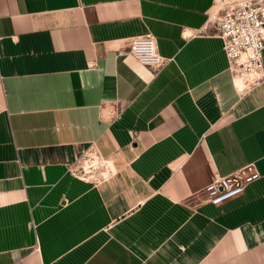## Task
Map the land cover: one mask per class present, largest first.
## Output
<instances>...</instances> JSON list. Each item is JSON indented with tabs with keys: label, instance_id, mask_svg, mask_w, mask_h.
Segmentation results:
<instances>
[{
	"label": "crops",
	"instance_id": "1",
	"mask_svg": "<svg viewBox=\"0 0 264 264\" xmlns=\"http://www.w3.org/2000/svg\"><path fill=\"white\" fill-rule=\"evenodd\" d=\"M215 8L0 0V264H264V83L235 87ZM147 35L156 72L129 52ZM91 146L102 181L68 171ZM250 163L241 196L203 202Z\"/></svg>",
	"mask_w": 264,
	"mask_h": 264
},
{
	"label": "built area",
	"instance_id": "2",
	"mask_svg": "<svg viewBox=\"0 0 264 264\" xmlns=\"http://www.w3.org/2000/svg\"><path fill=\"white\" fill-rule=\"evenodd\" d=\"M215 10L208 15L207 26L215 29L222 39L223 52L229 71L238 91H247L264 83V0H213ZM130 54L143 66L153 72L159 71L167 62L157 52L155 39L151 35L133 40ZM237 81L240 85H237ZM101 162L94 148L89 147L84 155L72 163L68 171L79 179L88 180L92 170L82 166V160ZM105 163L102 181L110 175V167ZM104 165V164H102ZM90 166V167H91ZM97 168V167H95ZM260 178L255 164H247L227 176H215L202 191L203 202L213 206L241 196L247 186Z\"/></svg>",
	"mask_w": 264,
	"mask_h": 264
},
{
	"label": "rangeland",
	"instance_id": "3",
	"mask_svg": "<svg viewBox=\"0 0 264 264\" xmlns=\"http://www.w3.org/2000/svg\"><path fill=\"white\" fill-rule=\"evenodd\" d=\"M238 85V83H237ZM82 166L84 169L86 170H92L90 172V176H89V179L90 180H100V177H101V173L104 172V166H105V163L103 162V160H101V162H94L95 163V166L94 168L91 166L92 165V160L91 159H88V158H85L82 160ZM104 164V165H102ZM108 166L111 167V163H107ZM91 166V167H90ZM97 167V168H95Z\"/></svg>",
	"mask_w": 264,
	"mask_h": 264
},
{
	"label": "bare ground",
	"instance_id": "4",
	"mask_svg": "<svg viewBox=\"0 0 264 264\" xmlns=\"http://www.w3.org/2000/svg\"><path fill=\"white\" fill-rule=\"evenodd\" d=\"M237 83H238V86L240 85V82L239 81H237Z\"/></svg>",
	"mask_w": 264,
	"mask_h": 264
}]
</instances>
